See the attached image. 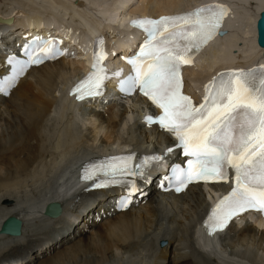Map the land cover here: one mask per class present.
I'll use <instances>...</instances> for the list:
<instances>
[{"label":"bare ground","instance_id":"6f19581e","mask_svg":"<svg viewBox=\"0 0 264 264\" xmlns=\"http://www.w3.org/2000/svg\"><path fill=\"white\" fill-rule=\"evenodd\" d=\"M46 1L55 8V18L50 12L36 11ZM201 1L85 0L82 4L74 0L76 7L66 13V0H16L12 11L0 12L4 18L17 17L0 24V45L13 38L51 35L63 40L68 50L66 58L32 68L9 98L0 96V161H6L7 168L0 174V229L9 217L23 222L21 236L0 235V264H264V222L254 217L232 225L218 240L201 233L210 193L223 190V185L211 190L191 186L176 196L161 192L154 173L146 185L148 201L141 205L144 198L139 200L125 213L113 209L116 189L87 190L76 179L78 165L90 157L115 149L162 152L173 144L166 134L141 123L146 101L140 97L103 109L68 97V88L82 77L95 37L109 36L110 51L130 49L142 38L130 25L131 19L177 12ZM222 1L232 10L224 25L229 35L212 40L186 68V88L192 94L214 70L264 62L256 33L264 0ZM23 13L26 17H21ZM234 47H239L243 56L239 57L246 62H236ZM3 68L0 59V73ZM190 79L196 80L195 89ZM62 109L76 112L74 116L84 121L67 127L69 147L63 152L56 150L48 135L57 123L52 116H62ZM51 203L62 206L57 218L45 215Z\"/></svg>","mask_w":264,"mask_h":264},{"label":"snow or ice","instance_id":"6c2138e0","mask_svg":"<svg viewBox=\"0 0 264 264\" xmlns=\"http://www.w3.org/2000/svg\"><path fill=\"white\" fill-rule=\"evenodd\" d=\"M224 12L221 6L209 5L179 16L134 22L143 28L147 40L139 55L128 60L135 75L120 84L126 92L138 87L162 110L158 119L149 116L146 122L158 123L175 137L184 155L191 158L187 170L177 169L172 177L177 191L194 180L227 181V169L234 170L235 186L209 218L218 229L247 210L264 212V68L221 74L205 87L204 103L198 108L181 93V65L191 63L192 54L216 35ZM34 43H38L42 55L34 56L26 50L28 59L17 75L28 65L56 54L52 41ZM102 56L101 53L95 57L93 73L78 86V98L100 94L107 79L101 75L103 69L96 70ZM10 84L0 81V92ZM160 159L151 158L157 162ZM130 160L131 157L120 158L107 171L91 169L90 178L104 175L114 182L117 177L136 175L128 166ZM143 174L141 171L140 175ZM133 190L134 185L129 188V196Z\"/></svg>","mask_w":264,"mask_h":264},{"label":"rangeland","instance_id":"374dc122","mask_svg":"<svg viewBox=\"0 0 264 264\" xmlns=\"http://www.w3.org/2000/svg\"><path fill=\"white\" fill-rule=\"evenodd\" d=\"M66 1L67 2L69 1L68 4L64 5V9L66 10V13H67L70 9H72V8H74L76 6L74 4V0H66ZM15 2H16V0H0V12H10V11H12V9L15 8V5L13 4ZM125 4L126 3H124L123 5H125ZM47 6L49 8H46ZM125 6H126V8H128L127 7L128 4H126ZM35 9H36V11H40V12H50L49 14L52 15L51 17L52 18H55V8L52 6L51 3L47 2V1L45 3H43V4H41V5L36 6ZM77 10H79V9H77ZM0 16H1V14H0ZM11 16L12 15H8L6 17L9 18ZM21 17H26V16L23 13V15H21ZM98 19H100V18L97 17V20ZM9 28H11V27H9ZM9 28H8V26L3 25V29H9ZM230 32H232V31H230ZM227 35H229V33ZM80 42H81V40H80ZM232 53L236 57V62L239 61L238 59H240V61H241V59H242L241 57H243V56H241V52L239 51V47H234L232 49ZM239 56H241V57H239ZM73 58L74 57H71L69 59H73ZM70 61H72V60H70ZM241 62L243 63V62H246V61H241ZM190 85L192 86L193 89H195L196 88V80H194V82H193V80L190 79ZM59 98H60V100H62V98H63V92L61 94H59ZM61 111H62V113H64V109H62ZM74 115H76V112L73 113V115H72L71 112H67V113L62 114V116L61 115H57V114L52 116L56 120L57 123L52 124L53 125V128H51V130L48 133V135H50L51 143H54V145L56 144V146H54V147L55 148L57 147L56 150H58V151L60 150L61 152H63L66 149H68V147H69L67 145V141H66V137H69V135L68 136H65V132H66L67 127H70L71 125H73V122L75 124L78 123V122L79 123L84 122V121H82V119L80 117H75ZM72 119H73V121H72ZM132 124H133V122H132ZM57 144H58V146H57ZM56 150H54V151H56ZM4 162H6V161H4ZM4 162L2 161L1 162L2 165L0 164V174L1 173L4 174V173L7 172V168H6V165H5L6 163H4ZM5 168H6V171H5ZM63 192H64V187H63ZM41 261H42V259L38 260L37 262H41Z\"/></svg>","mask_w":264,"mask_h":264},{"label":"water","instance_id":"95a60500","mask_svg":"<svg viewBox=\"0 0 264 264\" xmlns=\"http://www.w3.org/2000/svg\"><path fill=\"white\" fill-rule=\"evenodd\" d=\"M18 12L19 11H17L16 13ZM14 19L16 20L15 15H12V17H9V18H4L0 16V24L2 22L3 23L13 22ZM257 28H258V44L260 47L264 48V11H262L260 18L257 21ZM221 35H224V33H221ZM59 213H60V210L57 213H54L52 206H50L48 209V214L52 216H57ZM14 222L16 223L18 221L15 218H10L8 221H6L3 224L1 232L9 234V235H19L20 232L17 228H15Z\"/></svg>","mask_w":264,"mask_h":264}]
</instances>
